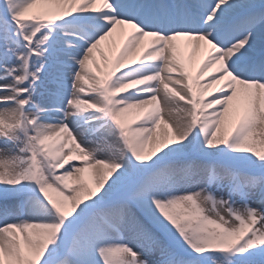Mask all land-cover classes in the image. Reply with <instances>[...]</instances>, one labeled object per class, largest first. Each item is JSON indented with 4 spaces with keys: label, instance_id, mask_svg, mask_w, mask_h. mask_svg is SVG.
I'll return each mask as SVG.
<instances>
[{
    "label": "snow or ice",
    "instance_id": "1",
    "mask_svg": "<svg viewBox=\"0 0 264 264\" xmlns=\"http://www.w3.org/2000/svg\"><path fill=\"white\" fill-rule=\"evenodd\" d=\"M0 264H264V0H0Z\"/></svg>",
    "mask_w": 264,
    "mask_h": 264
},
{
    "label": "bare ground",
    "instance_id": "2",
    "mask_svg": "<svg viewBox=\"0 0 264 264\" xmlns=\"http://www.w3.org/2000/svg\"><path fill=\"white\" fill-rule=\"evenodd\" d=\"M122 41H123V37L119 33H117L113 37L102 42L101 47L104 49L106 54H108L111 58H114L115 55L119 51V47L122 44ZM202 55H203V52L199 49L196 51V53L194 55L193 62L190 65V70L192 71L193 75L195 74V71H196L198 64H199V60L202 57ZM96 58H97V61L100 62L102 67H103V62L100 61V57H99L98 53L96 54ZM175 115L177 118H179V116L182 114H175Z\"/></svg>",
    "mask_w": 264,
    "mask_h": 264
}]
</instances>
